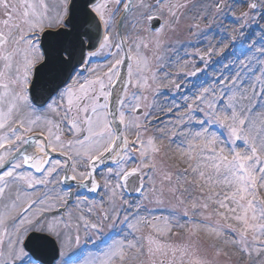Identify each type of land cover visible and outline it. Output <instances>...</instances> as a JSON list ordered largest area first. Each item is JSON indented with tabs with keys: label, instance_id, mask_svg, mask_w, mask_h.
<instances>
[{
	"label": "snow or ice",
	"instance_id": "snow-or-ice-1",
	"mask_svg": "<svg viewBox=\"0 0 264 264\" xmlns=\"http://www.w3.org/2000/svg\"><path fill=\"white\" fill-rule=\"evenodd\" d=\"M0 264H264V0H0Z\"/></svg>",
	"mask_w": 264,
	"mask_h": 264
},
{
	"label": "rangeland",
	"instance_id": "rangeland-1",
	"mask_svg": "<svg viewBox=\"0 0 264 264\" xmlns=\"http://www.w3.org/2000/svg\"><path fill=\"white\" fill-rule=\"evenodd\" d=\"M184 23H181L180 26H182ZM178 27L177 30L175 32H168L165 36V46L163 49H161L158 53V55L161 57V61L160 63L163 65V67L159 70L158 72V76L161 80H165L166 82V78H165V73H167V75L169 77H177V75L179 74L180 76H183L184 71H190V69H184L181 70L180 68V64H183L184 59H188L191 60L192 58V54L194 53V51L198 48L199 46V40L197 36H190L189 35V30H187L186 28H182ZM195 31V30H194ZM249 33H252V35L249 36ZM245 36H246V40L245 41H237L235 44L234 48H230L229 51L233 52L234 55H230L228 60L225 62L227 64H232L233 65V69L232 71H235L239 65H235L234 62L237 59H244V57L249 53V44L255 40L257 42H259L260 39V31L259 29L256 28L255 25H253V27L249 30H247L245 32ZM189 37V38H188ZM214 37L212 35H210L206 40H205V45L200 49L201 51H203L206 46L208 45L209 41H213L214 42ZM188 40L187 42H183L181 40ZM182 48V49H181ZM176 52V54L179 56V61H173L172 56L174 57V53ZM164 53V54H163ZM163 54V55H162ZM177 55L174 58H177ZM198 59V58H197ZM221 57H212V63L209 64V67H215L214 70H212L211 72H208V68L205 69L203 72V74H200L199 76H196V81L194 83L190 82L184 85V87L182 89H180L179 92H176L175 89L172 90V92H169V90L167 88H162L161 92H168V96L164 97V96H160L157 98V105L160 104H165V103H171V97H173V95L175 96V101L177 103H179L181 106H183L185 104L184 99L182 98L185 95H188L189 97L200 87H207L209 86L208 82L211 84L212 81L211 79H215L217 76H219L221 74V71L224 72L225 75H229V69L228 68H221V64L216 63V61L220 60ZM203 68V67H201ZM155 70V69H154ZM259 73H257L258 75ZM206 75H209V78H206ZM187 77H195V76H187ZM158 110V109H157ZM224 259V258H222Z\"/></svg>",
	"mask_w": 264,
	"mask_h": 264
},
{
	"label": "water",
	"instance_id": "water-1",
	"mask_svg": "<svg viewBox=\"0 0 264 264\" xmlns=\"http://www.w3.org/2000/svg\"><path fill=\"white\" fill-rule=\"evenodd\" d=\"M125 71H126V69H122V72H124V73H125Z\"/></svg>",
	"mask_w": 264,
	"mask_h": 264
}]
</instances>
